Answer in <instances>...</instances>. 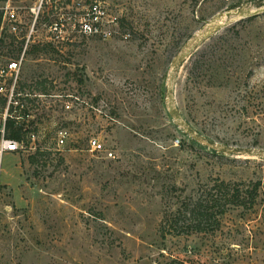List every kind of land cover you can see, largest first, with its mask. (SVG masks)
<instances>
[{"label": "rangeland", "instance_id": "374dc122", "mask_svg": "<svg viewBox=\"0 0 264 264\" xmlns=\"http://www.w3.org/2000/svg\"><path fill=\"white\" fill-rule=\"evenodd\" d=\"M98 1L120 20L111 40L48 46L50 8L34 27L19 92L30 95L36 136L3 157L0 264H264V159L194 142L166 94L173 59L220 25L176 72L175 107L218 144L264 151V0ZM34 3L0 0V63L20 54ZM63 129L69 138L57 150ZM91 138L115 158L91 152ZM217 181L260 183L253 208L230 209L211 233L162 238V220L180 204L170 187L187 201Z\"/></svg>", "mask_w": 264, "mask_h": 264}, {"label": "built area", "instance_id": "2783aa9c", "mask_svg": "<svg viewBox=\"0 0 264 264\" xmlns=\"http://www.w3.org/2000/svg\"><path fill=\"white\" fill-rule=\"evenodd\" d=\"M46 8L51 9V15H48L49 20L44 23L46 32L44 41L51 47L74 43L77 37L108 41L120 32L121 23L118 17L108 14L98 0H35L33 6L29 8L32 25L29 32L22 38L20 54L14 59L0 63V175L4 155L15 153L25 146L24 141L8 139L9 120H13L15 125L20 127L21 133L28 138L29 142L32 144L35 142L37 126L31 124L30 104L32 102L29 94L19 92V81L26 51L32 45V38L36 32L34 27ZM5 19L11 24L8 28L9 32L16 33L18 26L13 24L16 21L15 11L7 7L4 10ZM34 96L41 97L40 94ZM64 108L70 110V103L65 102ZM68 138L67 130L58 131L55 138L57 150L65 146ZM176 144H179V141H176ZM88 148L93 153L105 154L109 159L115 158L112 152H107L98 139H89Z\"/></svg>", "mask_w": 264, "mask_h": 264}, {"label": "trees", "instance_id": "16d2710c", "mask_svg": "<svg viewBox=\"0 0 264 264\" xmlns=\"http://www.w3.org/2000/svg\"><path fill=\"white\" fill-rule=\"evenodd\" d=\"M21 50L22 44L19 48V51ZM8 139L24 141L20 127L16 126L13 120L8 122ZM31 161L35 163V157ZM250 186L251 188H243L239 185L231 186L224 181H217L212 186L205 187L197 197H190L187 201H180L177 193L181 190L176 185L171 186L170 197H175L176 203L180 204L174 214L168 216L169 214L166 213L160 227L161 237L164 238L166 233H171L173 236H188L218 230L221 218L230 209L251 210L253 208L258 197L260 183H251Z\"/></svg>", "mask_w": 264, "mask_h": 264}, {"label": "water", "instance_id": "95a60500", "mask_svg": "<svg viewBox=\"0 0 264 264\" xmlns=\"http://www.w3.org/2000/svg\"><path fill=\"white\" fill-rule=\"evenodd\" d=\"M243 10L240 8L235 12H228L226 14H220L217 16V20L227 19L231 20L234 17L242 16ZM220 29V25H217L213 28H208L204 33L200 34V36H196L188 43L184 45L181 52L173 59L171 63V73L169 74V84L166 88V94L168 99L167 109L170 117L175 121L176 126L180 128L188 137H190L196 143L206 146L218 153L225 155H237V156H247V157H258L264 159V151L259 150L255 151L252 149H245L240 147H231L218 144L214 140H211L192 128L188 122H186L178 109L175 107L174 103V90L172 87V82L174 81V76L176 72L183 66L186 60L191 56L192 52L196 51L198 46L202 44L207 38H209L212 34L216 33Z\"/></svg>", "mask_w": 264, "mask_h": 264}]
</instances>
